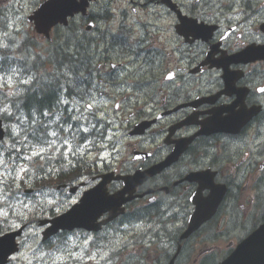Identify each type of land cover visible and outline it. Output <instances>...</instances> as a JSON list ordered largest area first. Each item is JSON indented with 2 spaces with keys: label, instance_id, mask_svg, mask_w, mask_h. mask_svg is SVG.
<instances>
[{
  "label": "flooded vegetation",
  "instance_id": "flooded-vegetation-1",
  "mask_svg": "<svg viewBox=\"0 0 264 264\" xmlns=\"http://www.w3.org/2000/svg\"><path fill=\"white\" fill-rule=\"evenodd\" d=\"M209 6H212L211 4H208ZM240 7H244L247 9V11L250 13L253 11V6L251 1L247 0H241V5ZM189 9L191 11H197V5H189ZM101 29H99L97 32H95L91 36L83 35L77 33L76 38H71L68 39L65 44H67L66 47H56L53 49V51L57 54V56L54 57L57 65L59 68H63L64 71L68 69H72L75 73V80L77 82H82L87 79V76L90 74L91 77H97V74L93 71H90L88 67L92 68L93 65H95L98 61L95 57V50L96 48L99 49L100 46L104 45L107 49L110 55H112L113 60L118 61L117 54L121 51H124L123 49V44L120 40L114 38V36L109 35L103 30V23L104 19L102 17H99L98 19ZM98 36H102L104 41L102 43H99L100 40H97ZM70 47V48H69ZM126 57L123 58L120 63L124 66L125 68V74H127V79L128 80H134V85H139L142 81H144L147 78V73H150L149 71H155L156 67L158 66V60L156 59L155 56L146 54L141 58H137L135 55H133L129 50L126 51ZM0 56L3 57L2 60H0V65H2L3 70H0V76L4 73H12V69L18 70L19 75H16L14 78L15 80V87L17 91L21 92V95L18 97L15 95V97L7 101L6 99H1L2 104L0 106H7L11 112L13 113V116L10 121H12V124H20L24 125V129L28 128L26 125H28V118H29V109L24 106L23 99L28 95L27 92L21 91L23 89H26L29 87V85H23L20 83V80L27 79L28 76L35 75L36 78L40 81L41 85L45 84H51L52 76L49 74H46L43 70V65L41 63H37V60H24L23 58H19L18 60L15 58H12L7 55L6 52H0ZM155 66V67H154ZM83 69L86 70L83 72ZM138 80V81H137ZM54 84V82H53ZM16 91V92H17ZM30 95V94H29ZM51 105L53 104V98L50 96ZM85 99H88L85 97ZM70 101H75V98L69 99ZM18 101H21L20 103V112H17L16 105ZM73 106H80V105H73ZM63 105L59 107V110L53 109V111L56 113V115H61L63 113ZM16 109V110H15ZM28 109V110H26ZM24 110V111H23ZM32 111H36V109H32ZM99 111V112H98ZM101 111V112H100ZM192 109L189 108L187 110H182L178 112L176 115L172 117L173 121L175 120L176 117H183L186 118L188 115H190ZM29 113V114H28ZM17 115H22V118L24 120V123H20L15 117ZM63 115H67V113H63ZM103 117L105 119V124L107 125V116L108 114L103 111L102 109H98L96 114H95V119L92 120V123H102L98 121V117ZM25 118V119H24ZM32 118L36 121H41V118ZM39 119V120H38ZM55 119L54 116H49V117H42V120L44 121H53ZM104 121V120H103ZM69 123H72L71 121ZM67 127V125H65ZM50 130H54L56 128V123H50L49 125ZM32 130V128L30 129ZM108 130V126H107ZM67 135V133H65ZM88 135V140L90 141L91 137L94 141L89 146V143L85 142L84 149L86 151H92L96 147V142L94 139L96 138L95 134H85ZM212 137V138H210ZM204 139L202 143L208 144L212 142H217V144L220 141V135H212L209 137H202ZM74 140H80V137H77ZM113 145V144H112ZM37 147L38 146H34ZM14 157H17L14 153H12ZM19 160L20 158L17 157ZM218 156H213L209 151L203 150V152L200 153L199 157L194 161V170L192 172H202L208 169H211L214 172H221L223 169V164L219 163ZM172 171L174 172V177L171 179L169 182V193L174 196H177V198L180 199L181 205L182 206V200L186 198V209L188 211V196L192 193V191L198 186V184H195L194 182H188V168L186 171L182 169V165L178 164L175 165L172 168ZM156 198H159V195H156ZM180 221V215L179 214H172L168 217L167 222L169 224H172L173 226L175 225V222ZM185 221V220H183ZM138 226V224L136 225ZM119 227V229L113 230L111 234L105 235L103 238L106 241H112L113 234H117L118 232L123 233L124 229L122 226H116ZM176 234H171L169 239L172 241L171 244L173 246L174 251H177V247L179 245V235L176 237ZM119 242V249L123 246V243L121 241ZM185 249L181 252L183 254H189L193 250V245L188 242L185 247ZM81 251L76 252L75 254H81ZM188 260V258H187ZM210 264V262H209Z\"/></svg>",
  "mask_w": 264,
  "mask_h": 264
},
{
  "label": "snow or ice",
  "instance_id": "snow-or-ice-1",
  "mask_svg": "<svg viewBox=\"0 0 264 264\" xmlns=\"http://www.w3.org/2000/svg\"><path fill=\"white\" fill-rule=\"evenodd\" d=\"M54 3L55 0H52ZM241 0H228V10L231 13H234L230 19H239L242 15L241 10ZM47 6V5H46ZM195 26V25H193ZM7 47L6 45L4 46ZM3 57L0 56V60ZM115 67V66H113ZM0 70H3L2 65H0ZM13 76L9 77L8 85H11L12 79L21 73L18 72L16 69L11 70ZM65 80H67V73L63 74ZM171 78V77H170ZM2 79V78H0ZM20 83L23 85H29L28 88L23 89L21 91L27 92L30 95L24 97L23 103L26 108L29 109V118H28V126H33L36 121L32 118V109H36L39 112L41 117H49L54 116L55 119L53 121H40V125L37 127L32 128L31 139L34 142V147L31 156L33 158H41V159H54L51 155L53 151H57L58 153L63 150L64 155H71L76 150L71 148L69 143L70 140H74L77 137H80L81 144L85 142L91 143L88 140V135L85 134H95L103 136L104 132L101 131V125L99 123H92V120L95 119V112L92 111L93 103L91 102L93 96L92 91H82L77 88L74 92L66 88L64 85L59 83V78L55 82V86L51 84L41 85L40 81L36 78L35 75L28 76L27 79H21ZM96 85H92V89L94 90ZM261 93H264V88L259 89ZM13 95L20 96L21 92L17 91L12 93ZM49 94L53 98L52 105H44L41 106V103L44 101L45 95ZM67 96H74L77 97L75 101H70L67 99ZM87 97L88 99H85ZM20 103L18 101L16 104L17 112H20ZM63 105V113H67V115H56L53 109L59 110V107ZM73 105H80V106H73ZM119 107V106H117ZM13 113L7 106H0V122L4 119H11ZM91 116L92 120L89 119ZM20 123H24L22 115H17L15 117ZM72 123H69V122ZM56 123V128L54 130H50L49 125L50 123ZM67 125V127H65ZM0 127H3L2 123H0ZM27 131V129H25ZM15 131V129H13ZM67 133V135H65ZM18 134V133H17ZM27 142V141H25ZM61 145L62 149H58L57 145ZM12 152L19 153L18 149L13 148L10 152L7 153V160L4 159L3 155L0 154V201H2L6 194L9 192L11 185L7 183L5 178H11L13 182L18 179L19 174H23L27 172L26 168L20 167V172L16 173V164L17 157L12 156ZM48 153L46 156L45 153ZM22 159H29L27 156L21 157ZM11 162L13 167L11 169L5 167V165ZM52 169H49L51 172ZM261 171H264V165L261 166ZM247 178V177H245ZM19 188V185H17ZM19 194V192H18ZM27 207V205H24ZM2 231V230H0ZM5 246V241L0 240V253L3 252ZM105 259H109L107 254L104 256ZM4 259H7V254H4ZM2 264V262H0Z\"/></svg>",
  "mask_w": 264,
  "mask_h": 264
},
{
  "label": "bare ground",
  "instance_id": "bare-ground-1",
  "mask_svg": "<svg viewBox=\"0 0 264 264\" xmlns=\"http://www.w3.org/2000/svg\"><path fill=\"white\" fill-rule=\"evenodd\" d=\"M101 39H103V37L102 36H98V38H97V40H101ZM108 50V49H107ZM104 53H106V52H104ZM100 55H101V53L99 52V49H97L96 48V50H95V57H96V59H97V61H99V59H100ZM155 67V66H154ZM28 96V95H27ZM26 96V97H27ZM16 105V104H15ZM16 110V109H15ZM26 110H28V109H26ZM24 111V110H23ZM99 112V111H98ZM101 112V111H100ZM107 113V112H106ZM29 114V113H28ZM108 114V116H107V119L110 117V114L109 113H107ZM32 116L34 117V118H41V121H42V117L40 116V114H39V112L38 111H32ZM102 117H105V116H102ZM25 119V118H24ZM98 119V118H97ZM39 120V119H38ZM28 121V120H27ZM36 121V120H35ZM99 121V120H98ZM3 123H6L9 127H11V128H18L19 129V133L14 137V138H12V137H9V141L13 144L9 149H10V151L13 149V148H15V149H18L19 150V153H17V152H12V153H14L17 157H19V158H21L22 157V155H24V153H25V149H26V147H27V144H31L32 146H34V142L32 141V139H31V134H32V130H30L31 128H33V127H37V126H39L40 125V121H36V123L33 125V126H28V125H26V127L28 128V130L26 131L25 129H24V125H20V124H12L11 122L12 121H10L9 119H4L3 121H2ZM103 123V125H104V128H105V130H107V126H108V129H110L111 128V126L109 125V122H108V120H107V125L105 124L106 122H102ZM102 123H100V124H102ZM99 124V125H100ZM96 138L97 139H94L95 141L96 140H98L99 138H100V135H96ZM103 139V137L99 140V141H97L96 142V145L101 141ZM25 141H27V142H25ZM112 142H110V143H108V145L109 146H112ZM129 222V224L128 225H126V226H124V227H122L123 229H124V231H123V233H120V232H118L117 234H113V237H112V241H120V239H123L124 237H127L129 234H130V231H131V228H129V226H131V223H130V221H128ZM135 225H137V223H135ZM122 247H124V244H123V246ZM121 247V248H122ZM120 248V249H121Z\"/></svg>",
  "mask_w": 264,
  "mask_h": 264
},
{
  "label": "trees",
  "instance_id": "trees-1",
  "mask_svg": "<svg viewBox=\"0 0 264 264\" xmlns=\"http://www.w3.org/2000/svg\"><path fill=\"white\" fill-rule=\"evenodd\" d=\"M70 48V47H69ZM58 65H56V67H57ZM84 71H86V70H84ZM83 71V72H84ZM28 96H29V93H28ZM51 101H52V99H50V95L49 94H46L45 95V98H44V101L41 103V106L43 107L44 105H51ZM149 210V209H148ZM148 210H146V211H148Z\"/></svg>",
  "mask_w": 264,
  "mask_h": 264
},
{
  "label": "rangeland",
  "instance_id": "rangeland-1",
  "mask_svg": "<svg viewBox=\"0 0 264 264\" xmlns=\"http://www.w3.org/2000/svg\"><path fill=\"white\" fill-rule=\"evenodd\" d=\"M120 78V80H121V77H119ZM138 81V80H137ZM108 83H110L111 85H117V83H114V82H111V81H109ZM102 117H98V120H100ZM7 128L9 129V126L7 125ZM125 143V142H124ZM91 145V143L89 144V146ZM53 160V159H52ZM247 203L245 202L244 203V205H246ZM244 209H245V207H244ZM114 260H115V258H114ZM100 264H103L101 261L99 262Z\"/></svg>",
  "mask_w": 264,
  "mask_h": 264
},
{
  "label": "water",
  "instance_id": "water-1",
  "mask_svg": "<svg viewBox=\"0 0 264 264\" xmlns=\"http://www.w3.org/2000/svg\"><path fill=\"white\" fill-rule=\"evenodd\" d=\"M6 252H9V250H6Z\"/></svg>",
  "mask_w": 264,
  "mask_h": 264
}]
</instances>
